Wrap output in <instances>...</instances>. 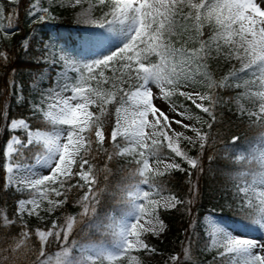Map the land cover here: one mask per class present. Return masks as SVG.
Instances as JSON below:
<instances>
[{"label": "snow or ice", "instance_id": "6c2138e0", "mask_svg": "<svg viewBox=\"0 0 264 264\" xmlns=\"http://www.w3.org/2000/svg\"><path fill=\"white\" fill-rule=\"evenodd\" d=\"M10 2L18 4L19 0ZM47 4L34 0L29 6L32 24L55 19L50 10L55 6L79 8L75 22L99 29L105 50L78 59L49 37L43 43V55L36 59L61 68L52 88L39 87L42 74L34 79L32 88L39 96L29 101L32 116L42 119L45 127L34 128L30 118L9 121L5 108L6 123L0 125L4 133L0 171L6 173L3 188H14L22 198L12 213L0 208V264H124L126 257L128 264H140L130 254L156 251L145 235L165 230L160 209L184 205L190 216L194 213L199 198L196 186L185 201L166 195L158 178L186 171L176 157L202 171L199 158L190 156L181 142L198 144L202 153L211 132L185 121L207 124L211 130L217 106L228 103L219 89L240 90L234 98L238 112L246 113L250 124L260 128L256 142L235 157L244 167L233 176L234 205L229 207L238 209L247 222L245 227L264 232V0H47ZM17 23L18 11L6 14L0 3V62L4 65L11 57L2 50L6 47L2 42L16 34ZM22 44L27 51L30 38ZM211 60L235 61L239 67L233 64L216 79L209 67ZM198 84L205 90H197ZM9 86L20 89L17 103H22V86L14 79ZM177 95L207 114L210 122L172 101ZM157 99L169 103L167 112L156 105ZM242 101L253 108H246ZM238 139L233 137L232 142ZM101 155L107 161L131 158L129 163L135 165L112 193L116 207L111 210L103 199L107 186L101 187L99 180L103 173L107 181L111 169L107 163L98 169L93 162ZM74 189L83 190L76 201L78 213L62 220L56 217L50 226L35 230L29 226L27 218L47 222L63 211ZM204 219L207 249L216 251L214 264H264V239L229 230L213 214ZM82 224L100 238L70 240ZM190 226L195 235V219ZM12 229L17 232L13 234ZM34 240L39 242L38 249ZM186 240L190 244L191 236ZM52 241L59 244V250L49 254L46 249ZM190 258L185 246L183 260L177 254L169 261L185 264Z\"/></svg>", "mask_w": 264, "mask_h": 264}, {"label": "trees", "instance_id": "16d2710c", "mask_svg": "<svg viewBox=\"0 0 264 264\" xmlns=\"http://www.w3.org/2000/svg\"><path fill=\"white\" fill-rule=\"evenodd\" d=\"M33 0H19L18 4H13L10 0H0L5 6L7 12L16 9L18 11V23L15 35L9 40L2 42L6 47L2 50L8 52L11 57L10 62L4 65L0 62V125L5 124L4 114L7 109L8 120L13 118H30L29 123L33 127H45V122L42 119H37L32 116L29 101H34L35 95L30 81L36 72H41L46 66L45 63L36 59L41 57L44 51L43 43L49 37L60 41L63 46H67L76 51L80 49V39L83 32L75 30V20L68 8H61L55 6L50 10L53 12L55 19L48 20L40 24H32L28 17L29 6ZM44 6H48L44 2ZM30 38L28 50L25 51L22 41ZM155 60V57L152 58ZM210 70L214 77L219 79L226 74L227 64L217 62L215 60L209 61ZM12 69H15L13 74ZM14 79L18 85L22 86V93L24 100L22 103H17L16 93L20 89L9 86V81ZM197 89L205 90L201 85L196 86ZM238 89H219V95L227 100L228 103L221 104L216 108V122L213 123L212 129L207 128V124L201 125L203 131H210L211 137L208 144L205 145L203 152L199 151V147L190 148V153L193 157H198L202 171L191 169L185 162H181V167L186 171H173L158 180L162 182L167 192L165 194H175L179 199L187 201L190 197V188L196 186L199 191V198L194 206V213L192 216L185 210L184 205H177L175 209L159 210L160 219L165 222V230L158 236H145L146 242L150 244L157 252H167L168 254H179L183 260V249L185 246L189 247L190 260L185 264H214L213 258L216 256L214 250L209 251L207 245L209 244L208 237L204 228L203 218L207 213L214 212L225 219L232 220L233 223L239 221L245 225L246 221L242 220L238 209L230 208L233 204V194L235 190V181L233 176L237 171L243 170V165L235 161V157L239 152L247 151L249 145L256 142V137L259 134L260 128L256 125L250 124V118L245 113L241 115L233 104V99L237 96ZM176 102L182 100L188 105L193 115L202 116L204 120L210 122L207 114L202 113L200 109L195 108L191 101H186L183 97L174 96ZM248 102V101H246ZM252 120L255 117L251 118ZM6 131V129H5ZM3 132H0V141L3 139ZM22 139H25L23 132H18ZM239 139L233 143L232 138ZM165 152L168 150L165 148ZM26 156H31V153H25ZM179 161L181 159L177 157ZM131 158H120L112 161H107L103 155L97 157L93 162L98 169H102L107 163L111 169L108 180L104 181L103 173H100V186H107V192L103 199L105 207L109 210L116 207V198L112 193L116 192L117 185L120 184L128 174L130 168L135 167L134 164L129 163ZM191 172V175H189ZM6 175L0 171V208H5L9 213H12L16 206V201L22 198L21 194L16 192L14 188L5 190L3 184ZM83 194V190H73L69 195V202L64 206L63 211H57L49 218V221L42 222L35 217H30L29 226L35 230L37 226L45 227L46 224L50 226V220L60 217L61 220L65 215H75L80 211L76 205V201ZM195 219V235H192L193 228L190 226V221ZM84 229V231H81ZM13 234L17 229H12ZM187 236H191V243L186 240ZM96 241L100 238L99 233L87 230L85 226L79 225L72 235L71 239L86 241L88 238ZM33 244L38 249L39 242L33 241ZM47 252L52 253L59 250V244L56 241L47 247ZM156 264V263H148Z\"/></svg>", "mask_w": 264, "mask_h": 264}, {"label": "rangeland", "instance_id": "374dc122", "mask_svg": "<svg viewBox=\"0 0 264 264\" xmlns=\"http://www.w3.org/2000/svg\"><path fill=\"white\" fill-rule=\"evenodd\" d=\"M41 2H42V4H44V2L47 3V0H41ZM69 9L72 11L71 14L73 16V19L75 20V15L74 14L76 12H78L80 9L79 8H75V9L69 8ZM98 14H99V12H97V15ZM76 29L84 31L82 39H81V42H82L81 49H79L76 52V51H73L72 49H70L68 47H65L66 49L70 50L71 54L74 57H76L78 59H88V58H91L94 53L102 51V50H105V42L100 37V30L99 29L87 27V26L80 25V24H77V23H76ZM93 33H95L96 35H93ZM43 53H44V51L42 52V54ZM233 64H235L236 67H239V64L237 62L233 61ZM233 64H227V68H226L227 71H229V69L233 66ZM60 68H61V65H59V66L46 65L42 72L35 73L34 78L32 79V81L30 83L31 87H32L34 79L37 76L41 75V74L43 75L44 78L41 80L39 87L41 89H49V88L54 87L55 86V81L57 80L56 73H57V71ZM71 75H75V74L72 73ZM197 90H200V89L198 88ZM201 91H203V90H201ZM34 92H35V95H34L33 98H34V100H36V99H38L39 93L37 91H34ZM171 100L174 101L177 105L183 103L185 105V107L190 110L188 105L186 103H184L182 100H179V101L176 102L174 96L171 97ZM242 102L245 104L246 108H253L252 104H250V103H248L246 101H242ZM155 103H156V105L159 108L163 109L165 112L168 111L169 103L167 101H164L162 99H157L155 101ZM233 104H234V106L237 109L238 106L235 103V99H233ZM254 110H258V109H254ZM176 118L180 119V117H178V116ZM185 123L196 124L197 127H201V125L197 124V122L195 120H193V121H185ZM173 128L179 130L180 129V125L173 124ZM201 130H202V127H201ZM185 132H186L187 135H190V136H194L195 135L194 133H192L191 131H188V130H185ZM25 139H26V137H25ZM181 147L184 150H186L190 156H192L191 153H190V148L193 147L192 145H189V144H187V142L182 141L181 142ZM195 147H199V145L197 144ZM176 161L179 162V163L182 162V160L180 162L177 159V157H176ZM29 162H31V161H29ZM186 165L189 166L187 163H186ZM5 175H6V173H5ZM209 214H213L216 217V219L222 225H224L226 228H228L229 230H235L236 232H238V233H240L242 235L251 237V238L264 239V232H261L258 229L246 228L240 221L238 223H233L232 220H230V219L227 220V219L221 217L218 213L216 214V213L212 212V213L206 214V216H208ZM27 219H30V218H27ZM203 220H204V228H205L206 221H205V219H203ZM164 225H165V223H164ZM147 235H152V234L149 233V234H146L145 236H147ZM53 253L54 252L49 253V254H53ZM130 255L132 257H135L137 260H139L140 264H148V263L165 264L166 261H168V264H171V262L169 261V257L172 256L171 254H168L167 252L163 253V252L155 251L153 253H149L146 250L133 251ZM124 264H128V258L127 257L125 258Z\"/></svg>", "mask_w": 264, "mask_h": 264}]
</instances>
